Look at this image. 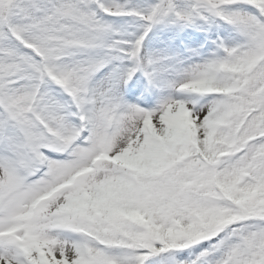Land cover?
<instances>
[{
	"label": "snow or ice",
	"instance_id": "6c2138e0",
	"mask_svg": "<svg viewBox=\"0 0 264 264\" xmlns=\"http://www.w3.org/2000/svg\"><path fill=\"white\" fill-rule=\"evenodd\" d=\"M0 264H264V0H0Z\"/></svg>",
	"mask_w": 264,
	"mask_h": 264
}]
</instances>
